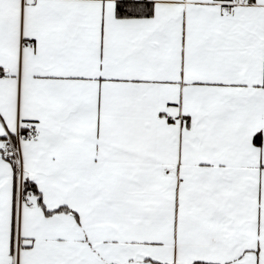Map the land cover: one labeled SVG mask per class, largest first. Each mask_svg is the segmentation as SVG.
Instances as JSON below:
<instances>
[{
	"label": "snow or ice",
	"instance_id": "6c2138e0",
	"mask_svg": "<svg viewBox=\"0 0 264 264\" xmlns=\"http://www.w3.org/2000/svg\"><path fill=\"white\" fill-rule=\"evenodd\" d=\"M0 264H264V0H0Z\"/></svg>",
	"mask_w": 264,
	"mask_h": 264
}]
</instances>
